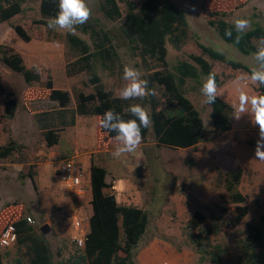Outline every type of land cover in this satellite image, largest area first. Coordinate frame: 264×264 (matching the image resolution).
Masks as SVG:
<instances>
[{
    "label": "rangeland",
    "instance_id": "obj_1",
    "mask_svg": "<svg viewBox=\"0 0 264 264\" xmlns=\"http://www.w3.org/2000/svg\"><path fill=\"white\" fill-rule=\"evenodd\" d=\"M40 1L23 0L21 12L0 23V54L3 50L19 53L25 67L40 77L38 82L26 83L21 74L9 69L0 59V147L9 144L14 147L9 156L0 158V230L9 219L28 216L33 219L31 225L36 232H40V226L48 225L49 231L43 235L55 261L72 256L79 249L75 237L80 232L68 217H80L82 213L90 216L87 201L90 190L85 189L84 198L71 199L57 177L56 168L66 158L74 157L80 165L83 161L90 163L93 158L97 165L106 168V181L114 184L117 203L136 206L147 214L146 230L134 250L136 264H242L238 262L240 254L252 246L248 239L249 225L262 229L264 220V161L255 157L259 129L250 115L237 118L239 113L234 110L231 129L214 132L210 106L203 102L200 91L207 76L201 75L198 81L185 79L184 95L199 112L206 129L204 138L193 147L167 148L155 144L149 129L147 140L134 153L114 156L119 142L99 130V117L74 112V93L79 90L89 93L92 88L85 72L66 74V64L73 59L66 45V34L71 32L49 29V19L43 20L40 14ZM132 1L135 11H139L142 0ZM170 1L184 12L188 29L181 47L176 48L168 40L164 42L168 66L182 60L193 63L190 55H201L216 74L219 98L233 107L238 103L241 89L250 96L257 95V85L246 78L238 80L247 72L211 60L202 54L199 44L250 69L256 67L253 54H240L224 42L210 21L222 19L233 24L236 18H246L251 25L253 22L264 24V0ZM87 3L103 26L113 25L97 9V0H87ZM118 4L124 14V3L118 1ZM14 25L24 29L28 41L16 34ZM72 34L90 43L88 35L78 28ZM119 54L121 69H116L114 75L98 64L95 66L104 88L114 96H119L126 83L122 79L126 64H139L136 68L142 78L146 72L145 65L128 48L121 47ZM148 64L152 66L155 62L149 60ZM48 80L53 88L68 92L69 103L64 110L56 101L39 98L37 90L45 89ZM10 93L16 106L9 118L5 114V102ZM45 128L56 129V144L47 145L43 136ZM237 168L241 169V176L235 190L246 197L239 204L246 209V215L239 224L231 225L228 213L236 210L235 204L228 200L225 180ZM226 206L230 211L223 214L221 208ZM195 212L204 219L194 227L191 225ZM87 221L83 220L82 227ZM208 229L209 239L205 240ZM214 230L217 232L212 233ZM119 234L123 235L121 224ZM211 248L221 250L219 262L212 260ZM24 250L23 245L16 244L0 247L3 264H14L16 258L21 259V264H28Z\"/></svg>",
    "mask_w": 264,
    "mask_h": 264
},
{
    "label": "trees",
    "instance_id": "obj_2",
    "mask_svg": "<svg viewBox=\"0 0 264 264\" xmlns=\"http://www.w3.org/2000/svg\"><path fill=\"white\" fill-rule=\"evenodd\" d=\"M23 0H0V23L6 22L21 12ZM118 1L125 5V13L120 9ZM97 9L108 21L114 22L111 27L103 26L94 15L84 25L77 26L79 31L88 35L90 43L72 33L66 34V45L73 54V59L66 64V74L74 76L81 72L88 75V85L92 92L84 93L79 90L74 93L76 115H94L102 118L103 113L113 109L125 119L130 118L128 107L133 103L142 104L150 113L152 124L143 129V140H147L149 129L152 131L154 142L158 146L167 148H189L204 138L206 129L203 121L192 102L184 95L185 79L198 81L201 75L207 76L211 72V65L201 55H190L193 63L182 60L169 67L166 62V49L164 42L168 40L176 48L181 47L187 36V20L182 9H179L170 0H142L139 11H135L132 0H97ZM58 11V0H41L40 14L43 20L55 17ZM220 38L243 55L253 54L262 38H264V24L253 22L251 27L243 34L239 44L235 43L237 33L233 24L219 19L210 21ZM16 34L24 41L29 40L20 25L12 26ZM233 28V37L225 36V29ZM259 43V44H258ZM125 46L136 54L141 64L145 65L148 87L156 90L155 96H149L140 102L122 100L114 96L110 90L104 88L100 77L95 72L96 64L109 74L114 75L115 70L121 69L119 49ZM202 54L211 60L225 63L232 69H241L250 74V68L245 64L228 59L221 52L211 47L199 44ZM1 62L12 71L22 75L26 83L38 82L39 74L27 69L19 53L1 51ZM155 62L152 66L148 61ZM139 68V64H134ZM121 73V71H120ZM217 82V78H216ZM45 89L37 90L39 98H47L58 102L61 110L69 103V94L65 90L52 87L48 80ZM257 95H264V86H256ZM16 102L10 97L5 102V114L7 117L14 115ZM210 106V118L213 130L216 133H224L231 129L234 117V108L217 97L216 102ZM74 120V119H73ZM99 130L107 137H116L115 133H109L99 125ZM44 139L48 146L58 142L56 129L45 128ZM14 150L13 144L0 147V158L9 156ZM107 171L103 166L97 165L93 158L90 159L89 175L91 184V214L89 216V229L82 248L74 252L72 256L60 262L54 260L48 240L40 233L34 231L32 225H28L22 217L7 220L3 226L12 222L18 233L16 245H23L24 256L28 264H136L134 252L138 242L143 236L148 217L144 210L132 205L118 204L115 199L113 183L105 180ZM33 177V172H29ZM241 169L232 171L225 180L228 200L235 204V210L228 213L231 225L239 224L246 215V209L239 204L245 202L246 197L235 188L239 183ZM226 207L221 212H229ZM199 212H195L191 226H198L203 220ZM121 224L123 235L119 234ZM2 226V227H3ZM194 226V227H195ZM214 228L216 226H213ZM2 229V228H1ZM248 239L252 244L238 259L242 264H264V220L262 229L249 225ZM209 231H206L204 239H209ZM214 230L212 233H216ZM197 245L201 249V243ZM212 246V245H211ZM210 246V247H211ZM214 245L212 246V248ZM257 247L259 249L257 250ZM209 251L212 260H221V250ZM223 252V250H222ZM0 264H3L0 255ZM14 264H21V259L16 258Z\"/></svg>",
    "mask_w": 264,
    "mask_h": 264
},
{
    "label": "clouds",
    "instance_id": "obj_3",
    "mask_svg": "<svg viewBox=\"0 0 264 264\" xmlns=\"http://www.w3.org/2000/svg\"><path fill=\"white\" fill-rule=\"evenodd\" d=\"M91 16H92V10L88 6L87 0H58V11L55 17H52L48 20L47 27L52 30H65L67 32L74 33L76 31L77 26L86 24L91 19ZM250 27H251L250 20L246 18L234 19L233 28L237 33V35L235 36L236 44H239L243 34L246 33V31ZM233 28L225 29L224 34L229 39L233 37ZM253 58L256 61L257 66L251 68L250 74H247L245 77H239L238 80L246 78L254 85L264 86V38L261 39L260 44L257 47V50L253 53ZM122 79L126 82L119 92V98L122 100H144L149 96H155L157 94L154 88L150 89L148 87L149 82L146 79L142 78L139 69H137L133 65L126 64L123 67ZM200 91L204 97L203 102L205 104L212 105L216 102V99L218 96H220V94L218 93L216 74L214 72L208 73L207 77L202 82ZM233 107L235 112L239 113V115L236 116L237 118H239L242 114H249L252 123L255 126H258L259 139L256 141L255 157L259 161H264V95L250 96L246 91L241 89L239 91L238 103L233 105ZM128 112L130 118L125 119L113 109H108L103 113L102 118L99 121V125L102 129L107 130L109 133L116 134V140L119 142L113 153V155L116 157H121L126 154L134 153L142 143L143 140L142 130L149 128L152 124L151 115L149 111L142 104L140 103L130 104L128 107ZM70 158H74V157H70ZM81 174H82L81 178L83 181L82 185L84 187V194L78 198H83L85 196L86 194L85 189L90 190L89 191L90 198L88 201L90 205V199H91L90 175H89V181L85 182L83 180L82 171ZM89 208L91 209V206H89ZM71 216L73 215H70L68 217L70 218V220H71ZM27 218L28 216L22 217V219L26 220L28 225L34 223V221L33 223H29L27 221ZM88 219L89 217H87V220ZM88 229H89V220L86 222V225L84 227V230L86 231V236L88 233ZM17 238H18V233H17ZM16 242L14 244H16Z\"/></svg>",
    "mask_w": 264,
    "mask_h": 264
},
{
    "label": "built area",
    "instance_id": "obj_4",
    "mask_svg": "<svg viewBox=\"0 0 264 264\" xmlns=\"http://www.w3.org/2000/svg\"><path fill=\"white\" fill-rule=\"evenodd\" d=\"M57 177L66 190V194L72 199L75 197H80L84 194V187L82 185L81 171L79 169L78 163L74 158L65 159L61 165L56 169ZM82 213L81 216L73 215L71 216V221L73 222L76 229L79 230L80 234L75 237L77 245L81 248L84 245L86 239V231L84 226L82 227L83 220L87 217ZM27 221L33 223V220L28 217ZM17 240V230L12 222L6 223L0 230V246L6 247L13 245Z\"/></svg>",
    "mask_w": 264,
    "mask_h": 264
},
{
    "label": "crops",
    "instance_id": "obj_5",
    "mask_svg": "<svg viewBox=\"0 0 264 264\" xmlns=\"http://www.w3.org/2000/svg\"><path fill=\"white\" fill-rule=\"evenodd\" d=\"M74 121V120H73ZM158 146V145H157ZM78 161V160H77ZM79 163V162H78ZM89 166H90V163L88 162V161H83V163H82V165H80V163H79V167H80V169H81V171H82V173H83V180L85 181V182H88L89 181ZM116 181V183H117V180H115ZM113 187H115L114 186V184H113ZM85 196H87L86 194H85ZM84 196V197H85ZM83 197V198H84ZM90 198V197H89ZM87 201H89V199L87 198Z\"/></svg>",
    "mask_w": 264,
    "mask_h": 264
},
{
    "label": "water",
    "instance_id": "obj_6",
    "mask_svg": "<svg viewBox=\"0 0 264 264\" xmlns=\"http://www.w3.org/2000/svg\"><path fill=\"white\" fill-rule=\"evenodd\" d=\"M48 231H49V227H48L47 224H44V225H42V226L40 227V232H41L42 234L45 235Z\"/></svg>",
    "mask_w": 264,
    "mask_h": 264
}]
</instances>
